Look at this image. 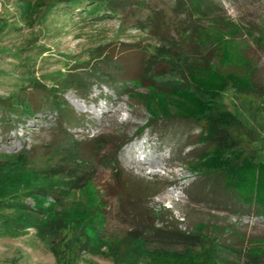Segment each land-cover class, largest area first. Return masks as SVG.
Returning <instances> with one entry per match:
<instances>
[{
  "label": "rangeland",
  "instance_id": "1",
  "mask_svg": "<svg viewBox=\"0 0 264 264\" xmlns=\"http://www.w3.org/2000/svg\"><path fill=\"white\" fill-rule=\"evenodd\" d=\"M143 1L147 8L142 10L93 18L84 12L89 6L86 3L68 9H45L35 6L34 0H0V97L20 93L21 98L28 102L42 98L43 94L34 88V81L50 84L58 77L66 76L70 70L85 65L99 47L98 52L114 47H132L138 53L145 49L153 53L156 39L147 29L133 26L137 18L146 17L150 8L165 11L171 22L168 32L176 41L181 38L176 29L175 13L189 22L199 21L209 26L207 16L199 14L197 4H191L189 0ZM205 5L209 6L206 11L222 12L237 25L240 48L253 63L254 81L264 92V0H206ZM115 51L119 52V49ZM124 59L130 60V54ZM156 78H176V75L172 72ZM73 87V84L69 86L63 96L79 117L70 131L77 136L101 137L102 141L94 145L96 158L85 163L67 161L59 151H52L48 155L28 159L30 168L24 175L30 180L32 176L31 181L37 182L41 181V168L57 167L63 169L66 176L81 177V186L75 191L62 190L57 195L59 200L49 197L38 203L36 196H25V202L32 208L40 204L48 212L52 209L59 217L66 218L69 226L62 232L63 238L70 237L72 233L82 234V240L89 249L98 241L126 234L135 224L130 217L132 213L123 207L117 192L125 189L134 193L139 190V185L153 184V190L147 191L146 207L159 213L154 217L159 215L161 219L168 220L157 225L173 222L181 231L198 234L197 226L201 223L199 233L207 234L208 239L217 236L220 243L236 244L241 249L245 245L264 246V215H255L253 208L228 197L214 177L199 173L192 167L198 154L206 149L205 143L199 141L201 126L176 118L172 108V118L158 119L156 125L151 123L152 116L144 101L159 108L162 102L171 106L177 98L162 101L152 96L147 87H138L128 81L112 85L113 89L100 81L86 90ZM218 102L221 110L235 114L244 125L252 143L247 152L253 151L264 158V102L257 94H243L235 88H229ZM218 105L212 106L219 108ZM34 107L36 110L32 114L21 117L0 109V156L14 155L34 143H48L57 117L56 110L45 99ZM132 144L141 145L143 150L139 152L137 146L128 150ZM155 160L160 164L150 165ZM87 178L92 180L95 188L83 186ZM101 195L106 205L104 216L98 220L97 204ZM53 202H56L54 206ZM12 211L11 208L6 210ZM85 212L88 214L83 222L81 216ZM38 216L42 217L40 221L50 220L49 214ZM170 242L179 251L187 248L200 250L194 238L184 243L175 239ZM155 246L157 243L153 242L147 245L148 249ZM257 253L260 260L264 250ZM225 258L235 264H244L246 259L231 253H227ZM0 264H55V257L46 240H41L35 228L30 226L18 236L0 232ZM74 264L114 262L107 255L106 248L101 247L98 251L84 248ZM120 264L152 263L146 258H138Z\"/></svg>",
  "mask_w": 264,
  "mask_h": 264
},
{
  "label": "trees",
  "instance_id": "2",
  "mask_svg": "<svg viewBox=\"0 0 264 264\" xmlns=\"http://www.w3.org/2000/svg\"><path fill=\"white\" fill-rule=\"evenodd\" d=\"M189 1L191 4H197V7H194L199 14L207 16L208 27L199 21L189 22L175 13L176 29L181 38L176 41L168 32L171 22L165 11L150 8L146 17L137 18L133 26L147 29L156 39L157 45L153 53H148L146 49L138 53V50L132 47H114L109 51L98 52L99 47L95 49L97 53L91 55L85 65L70 70L66 76L58 77L50 84L34 81L35 90L53 105L57 117L48 143H34L14 155L0 156L1 233L18 236L33 226L39 238L46 240L55 257V264H74L84 248L98 251L101 247L106 248L107 255L112 258L114 264L129 263L138 258H146L152 264H235L225 258L227 253L245 257L244 264H264V256L258 260L257 252L264 250V246L260 244L253 247L245 245V248L241 249L236 244L220 243L217 236L208 239L207 234L199 233L201 223L197 226L198 234L181 231L173 222L164 226L157 225L158 222L168 220L161 219L159 215L154 217L159 213L146 207L147 191L153 190V184L139 185V190L134 193L125 189L117 192L123 207H127V211L132 213L130 217L135 225L126 234L108 237L107 241H98L89 249L82 240V234L72 233L70 237L63 238L62 232L69 226L66 218L59 217L60 215L52 209L48 212L40 204L37 208H32L25 202V196H36L38 203L49 197L59 200L57 195L61 194L62 190L75 191L82 182L79 181L81 177L66 176L63 169L57 167L41 168V181L32 182V176L31 180L27 176L24 177L30 168L27 165L28 159L45 156L52 151H59L67 161L79 160L85 163L96 158L94 145L102 141L101 137L86 134L77 136L70 131L76 126L74 122L76 123L79 117L63 97L69 86L73 84L76 90H86L94 82L100 81L101 84L112 88L116 83L128 81L138 87H147L152 96L162 101L177 98L171 102V106L162 102L159 108L144 101L152 116L151 123L156 125L158 119H169L175 115L176 118L200 125L202 130L199 141L205 143L206 149L193 161L194 170L214 177L228 197L253 208L255 215H264V158L253 151L247 152L246 149L252 143L246 135L244 125L235 114L221 110L218 105V99L229 88H235V91L243 94H257L261 102H264V92L254 81L253 63L240 48L237 25L222 12L206 11L209 8L205 5L206 0ZM82 3L89 4L84 12L93 18L106 17L107 14L133 13L135 9L147 8L143 0H34L33 4L45 9H68ZM118 49L119 52L115 51ZM129 54L131 59L125 61L124 57ZM172 72L176 78H156ZM42 98L30 99L29 102L33 105L29 106V102L24 101L20 93L0 97V109L16 117L29 115L36 110L35 105L41 104ZM213 104H217L219 108H214ZM171 108L174 115L170 114ZM85 180L84 187L95 188L90 178ZM97 191L96 189L98 195ZM98 202L96 219L99 217V220L104 216L103 208L106 205L102 195ZM55 204L56 202H53V206ZM8 208L13 211L6 212ZM43 213L49 214V221H40L42 217L39 218L38 214L41 216ZM87 214H82L83 222L87 219ZM91 219L93 221V218ZM189 238L196 240L200 250L187 248L179 251L172 247L173 242H170L175 239L184 243L188 242ZM240 241L244 242L243 239ZM150 242L157 243V246L148 249ZM165 244L168 246H162Z\"/></svg>",
  "mask_w": 264,
  "mask_h": 264
},
{
  "label": "bare ground",
  "instance_id": "3",
  "mask_svg": "<svg viewBox=\"0 0 264 264\" xmlns=\"http://www.w3.org/2000/svg\"><path fill=\"white\" fill-rule=\"evenodd\" d=\"M132 146H137V150L139 151V152H141L142 150H143V147L141 146V145H137V144H132L129 148H128V150H131V149H133V147ZM158 164H160L159 163V161H157V160H155L153 163H150V165H152V166H157Z\"/></svg>",
  "mask_w": 264,
  "mask_h": 264
}]
</instances>
